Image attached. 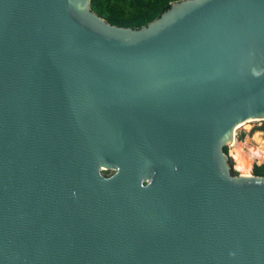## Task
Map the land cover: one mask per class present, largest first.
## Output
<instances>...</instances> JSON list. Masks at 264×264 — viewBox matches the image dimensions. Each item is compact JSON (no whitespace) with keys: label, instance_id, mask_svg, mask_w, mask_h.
<instances>
[{"label":"water","instance_id":"water-1","mask_svg":"<svg viewBox=\"0 0 264 264\" xmlns=\"http://www.w3.org/2000/svg\"><path fill=\"white\" fill-rule=\"evenodd\" d=\"M91 2L0 0V264H264V0Z\"/></svg>","mask_w":264,"mask_h":264},{"label":"trees","instance_id":"trees-1","mask_svg":"<svg viewBox=\"0 0 264 264\" xmlns=\"http://www.w3.org/2000/svg\"><path fill=\"white\" fill-rule=\"evenodd\" d=\"M182 0H92V10L111 25L142 29L170 10L171 4ZM264 131V126L256 131ZM246 133L243 135L245 138ZM229 154V148H225ZM234 174H238L234 171ZM256 176H264V166L256 167Z\"/></svg>","mask_w":264,"mask_h":264},{"label":"bare ground","instance_id":"bare-ground-1","mask_svg":"<svg viewBox=\"0 0 264 264\" xmlns=\"http://www.w3.org/2000/svg\"><path fill=\"white\" fill-rule=\"evenodd\" d=\"M260 121V120H254L251 119L243 124H241L238 128H243L244 126H247L248 124H251L253 122ZM237 128V130H238ZM250 127L248 126V129ZM236 130V136L238 134V131ZM263 134L258 133L255 137L256 142H258L261 147H254L250 143H239L234 142V154L236 157V162H237V170L239 172L251 176L252 175V170L254 168L255 162L257 160H261L264 162V139L262 138ZM233 154V153H232Z\"/></svg>","mask_w":264,"mask_h":264},{"label":"rangeland","instance_id":"rangeland-1","mask_svg":"<svg viewBox=\"0 0 264 264\" xmlns=\"http://www.w3.org/2000/svg\"><path fill=\"white\" fill-rule=\"evenodd\" d=\"M248 126L250 127L249 129H248ZM262 126H264V122L263 121H256V122H253L251 124H248L247 126H244L241 129L238 128V130H237L238 131L237 136H238V139H239L238 142L239 143H248V142H251L250 144L252 146L259 148L260 147V144L258 142H256L255 137H256V135L258 133H260V134H263L262 138L264 139V131L263 130H260V131H256L255 132V129L256 128H260ZM247 132H250V133H248L247 137L245 136V138H243V135L245 133L247 134ZM233 151H234V148L232 149V148L229 147V153L232 156L231 161H232L233 171H236L237 170V162H236V157L233 158V155L235 156V154H234ZM232 153H233V155H232ZM113 173H114L113 171H104L103 172V174L104 175H107V176H111Z\"/></svg>","mask_w":264,"mask_h":264},{"label":"built area","instance_id":"built-area-1","mask_svg":"<svg viewBox=\"0 0 264 264\" xmlns=\"http://www.w3.org/2000/svg\"><path fill=\"white\" fill-rule=\"evenodd\" d=\"M263 122H264V121H263ZM248 133H250V132H247L246 137H247ZM238 141H239L238 136H236V142H238ZM233 146H234V145H233ZM233 146H231L230 148L233 149ZM260 147H261V145H260ZM232 155H233V154H232ZM229 156H230L231 159H232V156L230 155V153H229ZM233 158H235L234 155H233ZM261 166H264V162L261 161V160H257V161L255 162L254 168H253V170H252V174H255V169H256V167H261ZM236 172H237L238 174H243V173L239 172L238 170H236Z\"/></svg>","mask_w":264,"mask_h":264}]
</instances>
